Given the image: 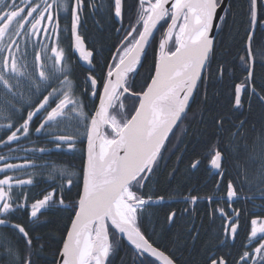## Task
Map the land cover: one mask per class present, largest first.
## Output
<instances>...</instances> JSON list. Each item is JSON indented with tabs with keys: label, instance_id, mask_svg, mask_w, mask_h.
Returning a JSON list of instances; mask_svg holds the SVG:
<instances>
[{
	"label": "snow or ice",
	"instance_id": "1",
	"mask_svg": "<svg viewBox=\"0 0 264 264\" xmlns=\"http://www.w3.org/2000/svg\"><path fill=\"white\" fill-rule=\"evenodd\" d=\"M223 0H133L127 5L129 13L134 11V23L129 25L125 40L117 49L116 61L108 67L103 82L102 95L99 96V108L93 116L84 111V104L75 95V84L71 79V68L67 63L64 49L60 46V14L71 15V30L74 34V49L79 57L92 64L93 52L86 48L83 37L78 32L81 13L85 8V0H42L34 4V0H0V130L4 131L6 140L0 143L7 146L28 138L33 129L36 133L46 134L56 147L61 142L74 147V136L64 132L57 134L61 126L74 125L83 127L87 135V164L83 173V191L76 204L75 218L71 221V229L63 244L60 264H106L113 244L109 236V222L119 233L126 234L127 239L141 253H151L162 257L165 264L173 261L158 252L145 238L137 226V211L149 204L138 195L142 181L152 172L161 155V149L177 122L186 114L188 101L201 78L202 70L210 62L213 51L212 30L214 20H219L218 8ZM251 23L257 21V0H250ZM93 12L103 9L107 13L111 9L115 19L124 22L126 0H111L110 5L90 3ZM54 9V11H53ZM47 13V15H45ZM51 27H43L44 22ZM164 22L166 31L159 43L160 55L155 67V75L146 91L139 95V105L131 118L125 117L120 122L115 112H120L124 105L121 97L130 91L129 74L134 73L140 62V55L153 36L157 25ZM170 21V23H169ZM164 25H161L163 27ZM41 32L49 43L37 45L32 42V71L29 70V40H25L23 48L17 39L21 35L26 38L39 37ZM135 34V36H133ZM131 38V39H130ZM253 33L247 36L249 59L241 57L242 66L247 73L244 80L234 86V107L242 106L241 93L255 95L264 102L252 82V72L248 65L251 61V42ZM49 44L51 46H49ZM169 44L173 48H169ZM38 49V50H37ZM174 49V50H173ZM221 74L223 70L221 69ZM88 82L91 95L96 96L97 80L89 75ZM55 85V86H53ZM13 114L19 116V122L13 121ZM111 128V135L102 129ZM217 127L223 128V121H217ZM243 121L233 135H239ZM45 152L46 149H39ZM209 167L223 175L222 168L227 163L224 154L213 147L208 153ZM7 157L0 155V160ZM200 161H194L196 168ZM26 164L4 163L0 166V226L10 227L20 234L26 248L21 255L20 249L10 239L0 233V247L8 264H34L30 247L32 240L28 231L20 224H13L10 217L17 211L28 207L26 193L13 195V187L23 189L31 185V178L25 180L8 175L9 170L23 169ZM62 176H70L66 170H58ZM262 185L261 196L264 197V164H261L257 177ZM69 188L72 179L66 180ZM219 188V184L216 185ZM136 188V191H133ZM237 186L228 181L223 196L206 197L209 204H219L220 200L229 206L230 211L217 207L221 221V244L227 240L235 241L240 228V212L231 208V204L241 200V192ZM55 193H48L42 199L30 205V216L38 218L41 209L52 206ZM163 200L164 197H159ZM198 197L192 196L196 203ZM64 205L61 197L58 201ZM264 209V205H261ZM175 213L170 214L171 217ZM247 243L252 244L251 251L240 256L242 264H264V217L251 219L250 235ZM258 245V246H257ZM258 257L252 260L253 256ZM209 264H229L223 257L213 255Z\"/></svg>",
	"mask_w": 264,
	"mask_h": 264
},
{
	"label": "trees",
	"instance_id": "2",
	"mask_svg": "<svg viewBox=\"0 0 264 264\" xmlns=\"http://www.w3.org/2000/svg\"><path fill=\"white\" fill-rule=\"evenodd\" d=\"M132 3L133 0H126V25L134 23L136 19L135 9L131 13L127 11V5ZM102 4L110 5L111 0H103ZM263 4L264 0H258L259 24L251 45L254 58L252 82L262 95ZM251 9L250 0H230L193 104L169 138L149 179L137 193L144 199L164 197L163 203H149L137 211V226L153 246L169 255L176 264H209L210 257L217 256L220 251L222 221H218L215 214L213 216V203L212 211L207 202L191 206L192 196L199 199L213 196L214 186L218 184L219 176L210 178L207 158L213 147L220 150L227 161L222 169L224 178L221 187L216 192L220 195L221 188H225L227 182L231 181L238 191L243 185L242 197L257 198L264 205V197L260 193L262 185L257 179L260 166L264 164V102L255 95L243 94L242 106L239 109L234 107V86L240 84L247 75L241 57L249 59L246 49L247 36L252 30ZM87 16L81 32L89 48L95 52L96 70L91 72V76L102 85L111 58L122 40L121 35L117 34L120 25L110 8L107 13L103 9L96 12L91 9ZM159 43L160 36H156L141 67L130 76V92L140 94L149 85L159 57ZM72 80L75 88L82 86L83 81L91 94L87 78H81L82 81L78 82L76 75H73ZM122 97L123 109L113 113L119 118H131L139 100L130 95ZM89 99L91 116L97 100H93L91 95ZM12 119L17 120L19 116L13 114ZM218 120L223 121V128L217 127ZM241 121L243 128L240 134L233 135ZM3 122L0 120V123ZM33 129L28 140L9 146L10 163L27 165L23 169L9 171V174L14 178L33 180L31 185H25L23 189L14 185L13 195L26 193L28 207L17 211L10 217V221L22 225L28 231L32 240L30 252L34 264H57L82 191L87 135L83 127L78 129L79 135H76L77 128L74 125L66 128L61 126L57 134L67 132L73 135L74 147L69 148L61 142V147L57 148L56 143L46 134L35 136ZM0 138L6 140L3 130H0ZM41 148L46 151L40 152ZM197 160L200 164L192 168L191 164ZM58 170H66L71 175L62 176ZM69 178L72 179L70 188L66 183ZM136 190L133 188V191ZM50 192L55 193V203L41 209L38 218H32L31 203ZM61 197L64 205L58 203ZM171 213H175V216L170 219ZM109 232L113 248L107 264H159L131 248L110 227ZM0 233L20 249L21 255L29 251L14 229L0 226ZM4 251L0 247V264H8L7 259L2 257Z\"/></svg>",
	"mask_w": 264,
	"mask_h": 264
},
{
	"label": "flooded vegetation",
	"instance_id": "3",
	"mask_svg": "<svg viewBox=\"0 0 264 264\" xmlns=\"http://www.w3.org/2000/svg\"><path fill=\"white\" fill-rule=\"evenodd\" d=\"M16 2H17V4H20V0H16ZM48 2L51 3V0H48ZM93 2L100 5V4H102L103 0H85V8L82 10L81 23L79 25V34L83 37L86 48L92 52H93V50L89 48V46H88L84 36L82 35L81 31H83V29L86 25L87 18H88L87 15L91 11V9H90V7H88V5L90 3H93ZM41 3H42V0H34V4H41ZM53 11H54V9H53ZM45 15H47V13H45ZM59 22H60V29H61V31H60V46L64 49L65 54H66L67 63L69 64V66L71 68V79L73 78V75H76V76L80 75V76H82V78H87V80H88V76L91 75V72L96 70V67L94 65V63H95V52H93V58H92V64L91 65H89L87 62L83 61L79 57V53L74 49V46H73V36H72V30H71L72 21H71L70 12L69 13H63L62 12L60 14ZM118 23L120 26L117 30V34L121 35V39H122L120 45L118 46V48H120L122 43L125 40V33L128 30L129 25H126L124 22L122 24H120L119 21H118ZM169 23H170V21H169ZM261 23L263 25L264 21H262ZM161 25H164V22H162ZM161 25L159 27L157 34H156V36H160V41H161V39L163 37V33L166 31V27H167V25H164L163 27H161ZM43 27L49 28L48 35L50 36L51 35V27L47 24L46 21L44 22ZM263 28H264V26H263ZM134 35L135 34H133V36ZM156 36H155V38H156ZM155 38H154V40H155ZM17 39L20 42L21 48L24 47L25 40L26 39L29 40L28 62H29V70L32 71L33 69H32V65H31V61H32L31 44H32V42H35L37 45L43 44V43H49L48 38L43 34V32H41V35L39 37L26 38L23 35H21ZM171 45L172 44H170L169 47H171ZM49 46H51V45L49 44ZM118 55L119 54L116 50V52H114V54L111 58V65L116 62L113 60V57H117ZM248 57H249V54H248ZM80 71H81V73H80ZM53 86H55V85H53ZM76 89L77 88H75V95L83 101L84 111L86 113H88V115L90 116V104H89L90 99L84 98V97H79ZM100 94H101V92H99V93L97 92L96 97L92 96L93 100H97V106L99 103ZM97 106H96V108H97ZM96 108H95V110H96ZM95 110L92 111L91 116H93ZM13 121L18 123L19 119L13 120ZM34 125L38 126V122L34 123L33 127H34ZM33 131H34V129H33ZM33 133L35 136H39V137L42 136L41 133H36L35 131ZM31 134H32V131L30 132V135ZM30 135H29V137H30ZM29 137L28 138L22 137L20 141L11 142L7 146L0 143V155L7 157L6 160H0V166H2L4 163H10V161H11V158H10L11 150L9 149V146L13 145L15 143L24 142V141L28 140ZM24 145L26 146L27 143H25ZM14 149H15V147H14ZM26 149H29V148H26ZM9 171H12V170H9ZM9 171H8V175H10ZM222 172H223V175L221 176V175H218L217 172H213V170H211L210 178H213L215 176H219V180H218L219 188H217L216 185L214 186L215 192H213V196L219 195V192H216V191H218L220 189L221 182L223 181V178H224V171H222ZM0 178H3V173H0ZM146 182H145V180L142 181L143 186L145 185ZM221 190L222 191H221L220 195L223 196L224 188L223 189L221 188ZM259 201L260 200H257V198L254 199V197H242L239 202H235V203L231 204V208H235L240 212V228L238 229V237L235 241L227 240L225 242V244H221L220 245V251L218 253L219 255L217 254V257H223L225 260H227L229 262V264H242V262L240 261L241 254L245 251H251V249L253 247L252 244L247 243V238L250 235L251 219L256 218L257 216L264 217V209L261 208V205H263V204L260 203L261 201L260 202ZM205 202L208 203L210 210L212 211V204H209V202L207 201L206 198H200V199L198 198L197 202L195 204L193 203V205H191V206L196 207V206L201 205V203L203 204ZM217 207H223V208H225L226 211L231 210L229 208V206L223 201V199H221L218 205L216 203H213V216H214L215 209ZM215 215L217 216L218 221L219 220L221 221L219 214L215 213ZM251 259L256 260V259H258V257H256L254 255ZM249 264H251V260L249 261Z\"/></svg>",
	"mask_w": 264,
	"mask_h": 264
},
{
	"label": "water",
	"instance_id": "4",
	"mask_svg": "<svg viewBox=\"0 0 264 264\" xmlns=\"http://www.w3.org/2000/svg\"><path fill=\"white\" fill-rule=\"evenodd\" d=\"M170 2H171V0H170ZM229 3H230V0H223V3L221 4V7L218 8V10H217V15L220 17V19H219V20H214L212 30L209 32V36H210V38H213V51H214V47H215L216 36H217L218 30H219V28H220V24H221V22H222V19H223L224 15H225V13H226V11H227V9H228ZM256 11H257V21H256L255 24H252V31H251V32L253 33V38H254V36H255V34H256V32H257V28H258V24H259V17H258V0H257V5H256ZM119 22H120V21H119ZM162 22H163V21H162ZM162 22H161V23H162ZM120 24H122V23L120 22ZM160 25H161V24H158V25H157V29L154 30V32H153V36L150 37V39H149V43L145 46L144 50L142 51V53H141V55H140V62H139V64H137L135 72L141 67V65H142V63H143V61H144V59H145V57H146V55H147V53H148V51H149V48H150V46H151V44H152V42H153V40H154V38H155V36H156L158 30H159ZM263 26H264V23H263ZM77 30H78V32H79V27H78ZM72 36H73V46H74V34H73V32H72ZM252 41H253V40H252ZM251 44H252V42H251ZM169 45H170V44H169ZM247 45H248V44H247ZM168 47H169V46H168ZM213 51H212V53H211V56H212V54H213ZM211 56H210V59H211ZM158 60H159V59H158ZM157 63H158V62H157ZM208 65H209V63L206 65L205 69L202 70L201 78H200V80L197 81V85H196V87L194 88L193 93H192V95H191L190 98H189V101H188V107H187V109H186V114L189 112V110H190V108H191V106H192V104H193V101H194V99H195V96H196V93H197V91H198L199 85H200V83H201V81H202V79H203V77H204V75H205V72H206V69H207ZM250 70H251V72H252V76H253V70H254V59H253L252 53H251V61H250ZM135 72H134V73H135ZM134 73H133V74H134ZM131 74H132V73H130L129 76H130ZM154 75H155V73H154ZM154 75H153V77H154ZM150 83H151V82H150ZM150 83H149V84H150ZM145 91H146V90H145ZM96 92H97V91H96ZM102 92H103V90H102ZM102 92H101L100 96L102 95ZM125 94H127V93H125ZM128 94H131V93L128 92ZM132 95H133V94H132ZM96 96H97V95H96ZM96 96H94V97H96ZM134 96H136L137 98L140 99V96H139V95H134ZM242 96H243V93H241V97H242ZM98 108H99V103H98V106H97L96 110H98ZM94 114H95V112H94ZM94 114H93V115H94ZM186 114H185V115H186ZM185 115H184V116H185ZM184 116H182V119L184 118ZM182 119H181V120H182ZM179 122H180V121L177 122V125L179 124ZM176 127H177V126H176ZM176 127H174L173 131L175 130ZM105 128H107V127H105ZM105 128H103L102 130L105 131ZM173 131H172L171 133H169L168 139L165 141L164 147H165L167 141L169 140V138L171 137ZM164 147H163V148H164ZM163 148L161 149V152H162ZM85 152H86V162H85L84 170L86 169V164H87V140H86V151H85ZM154 166H155V165H154ZM154 166H153V168H154ZM152 170H153V169H152ZM212 170H213L214 172L217 171V170H215V169H212ZM150 174H151V173H148V174H147V178L145 179V181L148 180ZM82 191H83V184H82ZM82 191H81V194H82ZM77 210H78V209H77ZM74 218H75V216H74ZM74 218H73V219H74ZM109 227H110L111 229H113V231H114V232H115V233H116V234H117V235H118L123 241H125V242H126L131 248H133L135 251L141 253V251L138 250V249H136L135 246H134V245H133V244L127 239L126 234L119 233L118 230H116L113 226L110 225V222H109ZM109 227H108V231H109ZM70 229H71V226H70L69 230H70ZM109 236H110V232H109ZM66 238H67V236H66ZM145 238H146V237H145ZM146 239H147V238H146ZM65 240H66V239H65ZM147 240H148V239H147ZM110 241H111V236H110ZM148 242H149V241H148ZM149 243H150V242H149ZM150 244H151V243H150ZM151 245H152V244H151ZM152 246H153V245H152ZM153 247H154L158 252H162V253L164 254L165 257H167L168 259L172 260V259L169 257V255H167L165 252L159 250V249L156 248L155 246H153ZM62 249H63V247H62ZM62 249H61V252H62ZM61 252H60V255H59V258H58L57 264H60V261H61V259H62ZM141 254H143V255H145V256H147V257H149V258H151V259L157 261L159 264H165V261H164V259H163L162 257H159V256H153L151 253H147V252H145V253H141ZM107 261H108V258H107ZM107 261H106V264H107ZM172 261H173V260H172ZM173 264H176V263L173 261Z\"/></svg>",
	"mask_w": 264,
	"mask_h": 264
},
{
	"label": "bare ground",
	"instance_id": "5",
	"mask_svg": "<svg viewBox=\"0 0 264 264\" xmlns=\"http://www.w3.org/2000/svg\"><path fill=\"white\" fill-rule=\"evenodd\" d=\"M224 17H225V15H224ZM224 17H223V19H222V22H223V20H224ZM222 22H221V24H222ZM221 24H220V27H221ZM219 29H220V28H219ZM218 31H219V30H218ZM251 53H252V51H251ZM252 56H253V54H252ZM253 59H254V58H253ZM88 77H89V76H88ZM81 78H82V77H81L80 75H77V76H76V81L81 82V81H82V80H80ZM96 80H97V78H96ZM97 82H98V80H97ZM82 83H83L82 86H80V87L77 86V89H76V90H77V94H78L79 97L89 98L90 95H91V94H90L89 87L86 86L85 83H84L83 81H82ZM102 85H103V84H102ZM102 85H100L99 82L97 83L96 91H97L98 93H99V92H102V90H103ZM91 97H92V95H91ZM93 97H94V96H93ZM113 114H114V113H113ZM187 114H188V113H187ZM187 114H186V115H187ZM186 115H185V116H186ZM185 116H184V117H185ZM183 119H184V118H183ZM183 119H182V120H183ZM182 120H181V121H182ZM181 121H180V122H181ZM180 122H179V123H180ZM177 126H178V125H177ZM176 128H177V127H176ZM176 128H175V129H176ZM164 149H165V147L163 148V150H162V152H161V155H162ZM161 155H160V156H161ZM85 157H86V152H85ZM159 158H160V157H159ZM159 158H158V159H159ZM157 161H158V160H157ZM85 162H86V158H85ZM156 163H157V162H156ZM209 170H210V172H211L212 169L209 167ZM213 172H214V171H213ZM215 172H217V171H215ZM162 201H163V200H162ZM162 203H163V202H162ZM159 250H160V249H159Z\"/></svg>",
	"mask_w": 264,
	"mask_h": 264
},
{
	"label": "rangeland",
	"instance_id": "6",
	"mask_svg": "<svg viewBox=\"0 0 264 264\" xmlns=\"http://www.w3.org/2000/svg\"><path fill=\"white\" fill-rule=\"evenodd\" d=\"M252 31V30H251ZM135 36V35H134ZM170 48H173V45H171V47ZM174 50V49H173ZM124 104V103H123ZM124 116V115H123ZM116 118L120 121V122H123V118H119V117H117L116 116ZM105 132H107V133H109L110 135H111V128H107L106 130H105ZM139 210V209H138Z\"/></svg>",
	"mask_w": 264,
	"mask_h": 264
}]
</instances>
